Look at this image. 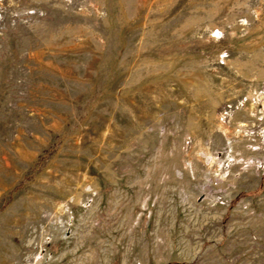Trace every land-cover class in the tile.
Wrapping results in <instances>:
<instances>
[{
    "label": "rangeland",
    "instance_id": "rangeland-1",
    "mask_svg": "<svg viewBox=\"0 0 264 264\" xmlns=\"http://www.w3.org/2000/svg\"><path fill=\"white\" fill-rule=\"evenodd\" d=\"M0 264H264V0H0Z\"/></svg>",
    "mask_w": 264,
    "mask_h": 264
}]
</instances>
